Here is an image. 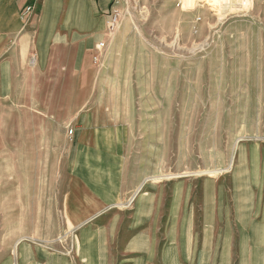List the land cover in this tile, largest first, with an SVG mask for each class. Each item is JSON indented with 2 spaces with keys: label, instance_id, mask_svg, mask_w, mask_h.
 Segmentation results:
<instances>
[{
  "label": "rangeland",
  "instance_id": "374dc122",
  "mask_svg": "<svg viewBox=\"0 0 264 264\" xmlns=\"http://www.w3.org/2000/svg\"><path fill=\"white\" fill-rule=\"evenodd\" d=\"M93 1L43 50L0 2V264H264V0Z\"/></svg>",
  "mask_w": 264,
  "mask_h": 264
},
{
  "label": "crops",
  "instance_id": "0c3cea01",
  "mask_svg": "<svg viewBox=\"0 0 264 264\" xmlns=\"http://www.w3.org/2000/svg\"><path fill=\"white\" fill-rule=\"evenodd\" d=\"M0 2L8 5L7 12L14 18L13 20L17 17L20 19L22 10L34 3V10L32 9L27 14L28 17L32 12H35L27 29L30 31L34 29L35 43L41 50L49 43L81 42L83 32L100 27L99 19L94 16V12L100 8V5L95 4L93 0H0ZM147 197V193H141L134 203L135 213L127 212V215H142L141 213H145L142 209L147 212V205L145 204ZM174 200L173 208L176 209L178 205L177 196L174 197ZM173 215H177V213ZM132 234L136 233H131L129 236L131 237ZM136 241L135 238L134 242ZM127 250L131 253L138 252L131 248ZM133 257V262L131 261L129 264H147V260L143 256Z\"/></svg>",
  "mask_w": 264,
  "mask_h": 264
},
{
  "label": "built area",
  "instance_id": "2783aa9c",
  "mask_svg": "<svg viewBox=\"0 0 264 264\" xmlns=\"http://www.w3.org/2000/svg\"><path fill=\"white\" fill-rule=\"evenodd\" d=\"M31 10V7L30 6H27L25 7L24 9V13L27 14L29 11ZM111 20H110V24L113 26L117 17H118V13L116 11H114L112 14H111Z\"/></svg>",
  "mask_w": 264,
  "mask_h": 264
},
{
  "label": "bare ground",
  "instance_id": "6f19581e",
  "mask_svg": "<svg viewBox=\"0 0 264 264\" xmlns=\"http://www.w3.org/2000/svg\"><path fill=\"white\" fill-rule=\"evenodd\" d=\"M117 21V20H116Z\"/></svg>",
  "mask_w": 264,
  "mask_h": 264
}]
</instances>
